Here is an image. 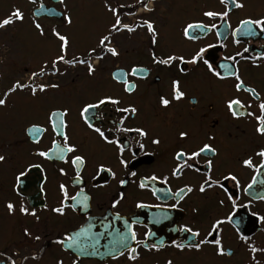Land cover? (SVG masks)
I'll list each match as a JSON object with an SVG mask.
<instances>
[{
    "label": "flooded vegetation",
    "instance_id": "1",
    "mask_svg": "<svg viewBox=\"0 0 264 264\" xmlns=\"http://www.w3.org/2000/svg\"><path fill=\"white\" fill-rule=\"evenodd\" d=\"M176 1L179 0H151L149 6L154 9L151 13L145 12L142 5L137 3V0H121L118 3L125 5L121 10L122 12H135V15L123 16L124 22L134 23L145 18L154 22L159 33L156 45L158 55L175 52L184 54L187 57L194 47L207 43L217 45L206 53V56L210 55L216 60L225 55H233L237 51L243 52L245 47L249 49L247 53H244L245 56H254L264 49V32L259 31L255 36H237L236 39L240 43L235 44L229 30L226 33L227 39L222 40L226 45L223 48L219 46L215 32L209 33L196 42L183 40L180 30L184 21L203 19L201 16L202 9L219 10L223 6L219 4V0H187L184 6L178 8ZM26 2L25 6H18L24 12L25 17L29 15L32 17V12L39 8L41 3L45 4L47 8L59 10V2L54 3L53 0H35V3L26 0ZM162 2H167L168 5L162 8ZM242 2L245 7L234 9L228 17V23L232 28L237 26L240 19L249 16L257 18L264 15V0H242ZM129 5L133 7L129 8ZM181 5L180 3L179 6ZM178 9L181 16L172 17L171 15L176 14ZM109 16L110 14L106 17L107 22ZM205 22L210 23L206 19ZM215 22L220 25L219 30L225 32L223 22L219 20ZM94 42L95 40L90 41L87 46ZM114 43L121 53L120 57H107L105 61L99 62L95 79L90 80L86 77V80L80 83L75 80L60 82L61 90H52L44 96L45 105L41 108L39 123H44L45 113L50 106L67 105L71 109L68 117L70 123L69 135L74 142L81 146L87 157L86 165L81 172L83 183L80 185L73 184L68 177H74V171L68 165L60 164L57 161L44 162V168L48 176L46 183L39 171L32 169L29 173V180L24 182L21 196L25 206L29 207L30 210L33 207L37 209L40 222L37 223L32 217L23 216L25 220L18 223L20 233H18L15 240L20 245L23 243L31 248L37 247L33 254L38 255L40 259L52 257L55 261L54 264H56V260L62 258L64 264H72L73 259L76 257L75 251H64L52 241L61 237L65 231L78 230L80 226L91 222L95 225L92 232L104 234L99 237V243L95 248L92 247L91 241H85L86 254L80 255L78 264H164L166 259H172L173 264H249L245 247L237 241L234 230L228 224L222 226V236L225 247H230L234 253L230 257H217L213 250L207 246L199 253L188 249H185L184 252H178L176 249L167 246L158 253L148 252L140 248V259L135 262L129 261L126 255L117 259H112L108 255L112 240V236L108 233L126 231L124 220H128L129 223L137 221L134 230L138 239H143L144 233L150 230L154 235L149 238V243L163 240L165 245H169L172 240L190 243L188 234L171 231V229L184 223L191 222L193 226L200 227V238H203L204 226L207 224L209 214H217L215 198L211 192H209L208 198L205 199L201 194L194 191L185 200L181 201L177 208L165 209L171 220L164 221L161 224L151 223L152 213L158 211L156 208L140 209L135 207L137 202L150 205L175 203L171 199L165 200L161 192H157V195L161 197L157 200L156 196L152 194V190L171 188L172 191H175L185 183L195 186L201 179L197 174L185 172L179 180L170 177L168 185L157 182L151 184L149 188L141 190L133 183V181L138 182L140 177L153 173L157 175L168 174V170L172 165L170 153L179 143L177 139L178 130H187L190 133L191 139L185 144V147L205 140L207 135H214L215 140L210 141V143H213L219 153L217 157L213 158L215 174L218 175L221 172L233 170L238 174L242 186L251 180L253 172L251 169L242 168L238 162L241 158L253 155L260 147H264V136L255 133L256 122L252 117L243 116L239 119H233L227 112L226 99L231 96H239L246 104L250 103L252 105L251 108H247V111L257 112L258 114V101L253 100L247 93H236L232 88L233 81H216L215 78L210 77L202 64L199 66L188 65L187 67L190 69L188 75L181 77L182 90L186 94L185 98L181 101H173L169 108L163 109L158 104V95L169 93L172 72L151 63L149 55L150 41L146 29H138L137 32L132 34H119ZM237 59L240 60L238 67L246 84L255 87L257 92L260 93L261 99H264V60L257 61L259 67H253L251 61L242 60L239 57ZM132 64L147 67L150 75L147 79L129 77L138 87L131 96H128L121 91L120 85H116L111 81L110 73L117 68L128 70ZM52 79L55 81L60 78L52 77ZM105 92L119 95L124 99L125 104L132 103L138 108L136 119H129L126 121V125H142L149 131V137L155 136L161 141L159 145H152L150 139H145L144 152H138L135 158L131 156V153L125 152V158L129 162L128 169H124L118 164L111 146H106L99 141L94 133L81 125L78 119L77 108L79 104L83 100L91 99L96 94ZM106 111L111 114L110 109H106ZM20 140L24 144L15 147V149H20L16 158L19 159L18 162L16 161L17 166L29 161L39 162L38 159L30 155L31 151L34 148H43L49 145L48 133L45 134L40 145L27 142L25 135ZM204 159V157H201V164H203ZM253 162L254 164L258 163L259 157L254 156ZM100 163H103L106 167H111L116 172L117 179H112L108 173H102L98 176L96 168ZM58 166L66 169L68 177H61L56 172ZM130 171H135L137 176H128ZM101 176L104 178L102 179ZM38 177L40 178L38 179ZM118 179H127L128 183L121 188ZM259 180H264V175L258 176ZM29 181H31L30 187H28ZM58 182H64L68 185L70 195L74 194L79 187H83L91 197L88 202L89 206L87 208L76 206L75 210L69 207L65 210L66 214L64 216L41 211V206L44 203H47L49 207L57 203ZM41 183L44 184L45 193L40 192ZM100 185H103V187ZM229 187L231 188V182H229ZM120 191L125 193L126 199L113 209L111 207L112 200L116 198L117 193ZM250 191L251 194L247 196L242 190L239 192L241 202L252 199V196L259 192H264V186L258 182ZM11 200L18 207L21 197L13 193ZM69 203L72 204L73 202L69 201ZM193 208L198 210L197 213H193ZM251 211L264 215V201L253 200ZM117 212L122 219L116 218L115 214ZM240 215L245 216L247 219V223L241 225L245 234L249 235L257 246H264V230H262L264 224L255 223V218L251 217L245 209L240 210ZM172 221H175V223ZM102 224L109 225L107 231L101 227ZM25 227L34 234L41 235V240L36 242L25 238L22 234V229ZM11 230H14V226L11 227ZM41 249H43L42 252ZM94 251L98 254H87ZM257 255L261 259V264H264V256ZM17 264H22V262L20 261Z\"/></svg>",
    "mask_w": 264,
    "mask_h": 264
},
{
    "label": "snow or ice",
    "instance_id": "2",
    "mask_svg": "<svg viewBox=\"0 0 264 264\" xmlns=\"http://www.w3.org/2000/svg\"><path fill=\"white\" fill-rule=\"evenodd\" d=\"M35 3V0H30ZM59 4L63 5V10L53 12L46 9L45 5L41 4L38 11L32 12V27L35 29L39 37L52 41L55 44L56 52L53 56L43 60L36 70L30 72L26 80L15 79L10 83L5 91L0 93V108L7 107L8 98L16 93H24L30 99L38 100L42 96H46L50 91L61 90L59 79L52 80V77L63 78L69 74L71 69L83 68L88 79H95L98 72L99 62L105 61L107 57L118 58L121 53L118 51L117 45L114 43L117 35L122 33L132 34L138 29H146L149 41V55L153 65L162 66L172 72V77L169 82V93L158 95V104L161 108L167 109L173 101H181L185 98V91L182 90L181 77L187 76L190 69L188 65L199 66L203 65L210 77L216 81L231 80L232 88L236 93H247L249 96L258 101L257 112L247 111L251 108L250 103L246 104L239 96L228 97L225 101V106L228 114L233 119H239L243 116L252 117L255 120V133L264 136V99H261L260 93L255 87L246 84L239 70V62L237 58L251 61L253 67H259L257 61L264 60V49L254 56H245L249 49L245 47L243 52L237 51L233 55H225L219 60L213 59L210 55L206 56L209 49H214L217 45L207 43L202 46L194 47L189 55L177 54L175 52H167L163 55H158L156 45L158 43V31L154 22L150 19L137 20L134 23H126L123 21V16L135 15V12H122L124 4L114 2V0H102L101 7L105 13L110 14L108 22L104 29L95 36V42L89 44L83 51L75 52L73 48V38L67 31H61L62 27H71L73 25V16L69 11L66 0H58ZM141 4L145 12H153L154 9L149 6L151 0H137ZM222 9L213 10L204 8L201 10L203 19H193L184 21L180 35L183 40L188 42H196L201 40L209 33L215 32L217 42L220 47H226L222 40L227 39L226 33L230 30L233 38V43L239 44L236 39L239 35L255 36L257 31L264 32V15L257 18L246 17L240 19L235 28L228 23V17L234 9H243L245 7L242 0H219ZM129 8L133 6L129 5ZM49 12L53 18H58L61 23L52 25L46 33L42 23L38 22L40 13ZM25 18L24 12L19 7H13L5 18L0 19V29H4L13 25L17 21L23 22ZM210 21V23H206ZM222 21L225 27V32L219 30L220 25L215 21ZM211 61V62H210ZM63 66V67H61ZM150 71L147 67L139 64H132L128 70L117 68L110 73L111 81L121 86V91L131 96L137 89L138 85L129 79H147ZM47 78V79H45ZM39 94V95H38ZM106 109H110L109 114ZM71 109L67 105H53L48 108L45 113L44 123L29 122L24 128V134L27 142L33 145H40L45 134L48 133L49 145L46 147L34 148L30 155L38 159L39 162L29 161L18 168L14 169L13 184L11 191L18 197H21L18 208L17 204L11 199L4 203V208L9 215H14L17 210L22 216L34 218L39 223L40 215L37 209L33 207L31 210L23 203L21 193L23 191L24 182L29 180V173L32 169H36L41 174L43 181L46 183L48 176L44 168L45 161H57L60 164L68 165L74 171V177H68V172L64 167H57L56 172L61 177H68L75 185L83 183L81 172L86 165L87 157L81 146L74 142L69 135L70 123L68 117ZM138 114V108L132 104H125L124 99L119 95L110 93H100L93 96L91 99L83 100L78 108L77 115L81 125L94 133L96 137L106 146H111L115 158L120 166L124 169L129 168V162L125 158V152L131 153L135 158L138 152H144L145 139H150L152 145L161 143L158 137H149V131L142 125L129 126L126 121L129 119L135 120ZM177 139L179 143L172 149L170 155L172 165L168 170V174L157 175L153 173L139 178V181H133L136 186L141 189H147L153 183L168 185L170 177L179 180L185 172L194 173L201 177L199 182L193 186L185 183L182 187H178L175 191L171 188L153 189L152 194L159 200L161 197L157 192L163 193L165 200H174L172 204H155L150 205L143 202H137L136 208L147 209L156 208L158 211L152 213L151 223L161 224L164 221L171 220L167 208H177L181 201L185 200L194 191L201 194L205 199L208 198L209 192L215 198L217 206V214H209L206 226H204V235L201 237L200 227L193 226L191 222L179 225L171 231L188 234L190 243L177 242L172 240L169 245H165L163 240H157L149 243V238L154 235L150 230L144 233L143 239L137 238V233L134 230V225L137 221L124 220L126 231L108 233L112 236L111 246L108 249V255L112 259H117L120 256L126 255L129 261L135 262L140 259L139 249L143 248L148 252H160L163 248L172 247L178 252L189 251L201 252L205 246L211 248L217 257L234 255L232 249L226 248L222 236L223 225L228 224L234 230L236 239L241 246L245 247L248 253L249 264H261V259L257 254L264 256V246H257L255 241L249 235H246L242 230L241 225L247 223L245 216L240 215V210L245 209L251 217L255 218L254 222L264 224V215L259 212H252L251 207L253 200L264 201V192H259L252 196V199L246 202H241L239 192L242 190L247 196L251 194V189L259 182L264 186V180L258 181V176L264 175V147H260L253 155H248L247 158H241L238 162L242 168L251 169L253 175L251 180L241 185L238 174L233 170L221 172L218 175L214 172L213 158L219 155L216 147L210 141L215 140L214 135H207L205 140L199 143H194L191 146L185 147V144L191 139L190 133L187 130H178ZM259 157V162H253V158ZM201 157H204V162L201 164ZM8 163V157L0 154V164ZM97 175L108 173L112 179H117V174L111 167H106L100 163L96 168ZM128 176L136 177L135 171L128 172ZM40 177H38L39 179ZM103 179L104 177L101 176ZM95 179V177H94ZM231 182V188L229 187ZM128 183L127 179H118V184L123 188ZM31 186L29 181L28 187ZM103 187V185H100ZM58 200L54 206L49 207L47 203L41 206V211H48L58 216H64L65 210L69 207L75 210L76 206L87 208L91 197L85 192L83 187L74 193H69L68 185L64 182L57 184ZM40 192L45 193L44 184H40ZM125 193L120 191L116 198L112 200L111 207L116 208L123 200ZM69 201L73 202L72 204ZM197 209L193 208V213H197ZM117 219H122L117 212ZM175 223V221H172ZM95 225L91 222L80 226L78 230L65 231L64 234L52 241L59 245L64 251L74 250L76 253L72 264H78L80 255L86 254L85 241H91L92 247L99 243V237L104 233L92 232ZM101 227L107 231L109 225L102 224ZM264 230V229H262ZM22 234L29 240L39 242L41 235L34 234L27 227L22 229ZM41 252L43 249L40 250ZM96 255L97 252L87 253ZM22 257V264H28L29 261H37L40 257L36 254H22L15 251L0 252V264H17L16 257ZM56 264H64L62 258L56 260ZM164 264H173L172 259H166Z\"/></svg>",
    "mask_w": 264,
    "mask_h": 264
},
{
    "label": "rangeland",
    "instance_id": "3",
    "mask_svg": "<svg viewBox=\"0 0 264 264\" xmlns=\"http://www.w3.org/2000/svg\"><path fill=\"white\" fill-rule=\"evenodd\" d=\"M118 1L121 0H114V2ZM186 1H176V6L181 8ZM66 3L73 16V25L62 27L60 30L69 32L74 41L72 51L80 52L104 29L108 13H105L101 7L102 0H66ZM180 3L181 6H179ZM26 4V0H0V19L5 18L13 7ZM167 5V2H162L161 7ZM63 7L59 4V11L63 10ZM171 16H181L180 10L178 9L176 14L173 13ZM38 22L42 23L46 33L52 25L61 23L59 19L48 17L41 18ZM55 52V44L52 41L38 36L32 27L30 15L26 16L23 22L17 21L13 25L0 29V93L5 91L15 79L26 80L31 71L36 70L43 60L53 56ZM73 80L79 83L86 80L83 68L71 69L67 76L59 79V82ZM44 105V96L33 100L24 93H16L8 98L7 107L0 108V154L8 157V163L0 164V252L11 250L31 255L37 249V247L31 248L23 243L20 245L15 240L20 233L18 223L21 220L24 221L25 217L21 216L18 210L14 215H9L4 208V203L13 196L11 186L14 169L20 167L17 166L19 159H16L20 149H15V147L24 144L20 139L25 135V126L29 122L41 120L40 112ZM12 226H14L13 231ZM18 257H16L17 263L22 262V257ZM54 263L52 257H43L37 261L28 262V264Z\"/></svg>",
    "mask_w": 264,
    "mask_h": 264
},
{
    "label": "water",
    "instance_id": "4",
    "mask_svg": "<svg viewBox=\"0 0 264 264\" xmlns=\"http://www.w3.org/2000/svg\"><path fill=\"white\" fill-rule=\"evenodd\" d=\"M54 2H57L58 0H53ZM44 5V4H43ZM45 7H46V5H45ZM39 9V8H38ZM38 9H36V11H38ZM46 9H48V10H52L53 12H58L55 8H47L46 7ZM40 16H49V17H53L49 12H45V13H40L39 14V17Z\"/></svg>",
    "mask_w": 264,
    "mask_h": 264
}]
</instances>
